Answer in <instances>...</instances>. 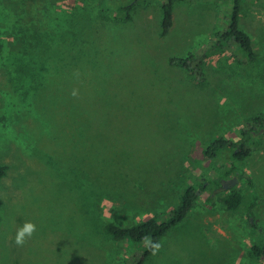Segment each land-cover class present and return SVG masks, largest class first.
<instances>
[{"label":"rangeland","instance_id":"rangeland-1","mask_svg":"<svg viewBox=\"0 0 264 264\" xmlns=\"http://www.w3.org/2000/svg\"><path fill=\"white\" fill-rule=\"evenodd\" d=\"M134 1L63 0L76 26L37 34L15 0H0V264H136L142 249L105 226L163 222L188 186L204 190L144 264H263L248 252L264 243V135L243 163L231 148L212 161L204 152L264 118V0H238L254 63L232 40L218 43L234 0L174 2L164 37L165 0ZM18 46L49 68L40 84L20 81ZM234 190L236 213L223 202ZM25 221L37 230L17 246Z\"/></svg>","mask_w":264,"mask_h":264},{"label":"trees","instance_id":"trees-1","mask_svg":"<svg viewBox=\"0 0 264 264\" xmlns=\"http://www.w3.org/2000/svg\"><path fill=\"white\" fill-rule=\"evenodd\" d=\"M135 0L134 2H138ZM185 0H165L162 6V22H161V36L168 34L172 27L173 20V3ZM60 2H63L61 0ZM59 2V6L50 4L47 0H15L14 15L20 20L27 21L24 26H30L32 31L37 34H45V32H69L72 27L76 26L77 22L72 17L71 9L65 7L63 3ZM129 7V6H128ZM232 40L239 50L246 56L250 63L257 60L254 46L248 36L239 29V6L238 0H234L233 10L230 15V23L228 28L218 40V43ZM24 46H18L17 49L11 51V55H15L19 59L20 67L17 72L23 76L20 80L24 84L25 78L34 80L35 83L40 84L43 78V73L48 72L49 68L43 69V62L37 63L38 58L31 55L33 50L25 49ZM6 48L0 40V56L5 54ZM31 56V57H30ZM38 66V67H37ZM16 70V69H15ZM245 131L242 133L240 139L234 143L214 140L210 141L204 152L205 159L208 161L216 160L228 148H231L230 161L231 163H243L249 156V143L255 136H263L264 133V118L258 116L250 119L244 124ZM6 127V126H5ZM5 167L0 166V178L4 176ZM220 180L214 182L216 186H220ZM250 187L252 181L248 180ZM204 186L199 190L194 187H186L183 190L180 201L175 209L171 210L163 222L159 221L157 217L151 218L144 222H139L129 227H118L113 223H108L105 226L106 233L116 241H125L130 249L141 248L142 253L139 255L136 264H144V262L155 251L154 245H159V241L165 234L174 226L185 219L188 212L194 206L195 201L199 196V192H203ZM252 194V193H251ZM243 197L238 191H232L229 196L223 198V202L227 210L236 213L242 206ZM259 197L255 193L250 195L248 207L246 208L247 218L253 227L257 228V217L255 209L258 206ZM264 236V230L261 231ZM264 254V243H254L248 252V257L252 261H261L260 258Z\"/></svg>","mask_w":264,"mask_h":264},{"label":"clouds","instance_id":"clouds-1","mask_svg":"<svg viewBox=\"0 0 264 264\" xmlns=\"http://www.w3.org/2000/svg\"><path fill=\"white\" fill-rule=\"evenodd\" d=\"M37 226L31 221H25L22 226L16 229L15 244L17 246H23L27 240L33 238L36 233ZM159 245H154V248H158Z\"/></svg>","mask_w":264,"mask_h":264},{"label":"water","instance_id":"water-1","mask_svg":"<svg viewBox=\"0 0 264 264\" xmlns=\"http://www.w3.org/2000/svg\"><path fill=\"white\" fill-rule=\"evenodd\" d=\"M235 183H236V180H232L228 184H229V186H233ZM224 188H226V186ZM260 260L263 261V264H264V259L262 257L260 258Z\"/></svg>","mask_w":264,"mask_h":264}]
</instances>
